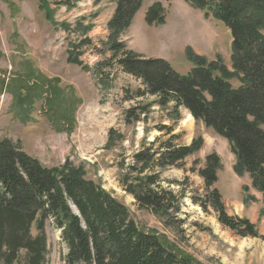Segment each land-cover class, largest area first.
<instances>
[{"label": "trees", "instance_id": "obj_1", "mask_svg": "<svg viewBox=\"0 0 264 264\" xmlns=\"http://www.w3.org/2000/svg\"><path fill=\"white\" fill-rule=\"evenodd\" d=\"M184 1L228 30L229 66L220 56L208 61L187 48L185 57L191 68L181 74L166 60L133 53L120 37L131 26L142 0H116L106 25L109 35L99 51L109 53L110 57L96 64L97 72L102 74L104 68L114 63L142 87L127 100L154 97L159 108L171 106L175 112L183 109L196 124L224 139L234 158L233 172L248 177L250 187L261 195L264 204V0ZM38 2L39 10L50 21V7L70 10L76 5L70 0ZM164 20L160 3L147 8V25L161 26ZM61 27L63 31L70 28L64 23ZM87 43L84 39L72 45L67 58L69 64L84 71L88 68L78 61V55L74 57V52ZM21 75L15 76L10 81L14 84H7V89L24 115L25 107L30 105V92L19 87L29 89L33 80L34 85L39 82L27 68L28 80ZM49 89L52 98H56L55 87L50 85ZM49 108L52 109L51 104ZM131 114L134 113L129 112L128 119L139 120V116ZM173 132L172 128L161 127V136L150 143L144 140L131 163L125 169L120 165L119 177L120 186L131 195L137 208L160 218L166 228L182 223L178 215L186 194L184 189L176 193L169 189L174 181L165 179L168 186L163 188L162 175L173 169L186 173L185 161L203 146L201 137L188 145L179 144V136ZM123 139L109 131L106 147ZM221 169L215 152L207 154L202 162H193L189 172L202 180L203 193H195L191 202L204 213L212 211L217 223L234 236L259 238L249 220L228 214L214 187ZM49 229L61 231V243L66 250L63 264H199L161 234L136 223L123 203L100 184L86 179L82 166L66 161L49 168L26 154L19 142L0 139V264H47Z\"/></svg>", "mask_w": 264, "mask_h": 264}, {"label": "rangeland", "instance_id": "obj_2", "mask_svg": "<svg viewBox=\"0 0 264 264\" xmlns=\"http://www.w3.org/2000/svg\"><path fill=\"white\" fill-rule=\"evenodd\" d=\"M70 1L76 4L70 10L50 7V21L39 10L38 0H0V139L19 142L26 154L49 168L66 161L82 166L86 179L100 184L123 203L136 223L161 234L199 264H264L262 197L250 187L247 176L233 172L234 158L227 142L196 124L183 109L175 112L171 106L159 108L156 99L148 96L127 100L136 89H142L140 82L122 73L114 63L102 74L96 69L97 63L110 57L99 51L109 35L106 25L116 0ZM153 3H160L164 9L161 26L144 22L145 12ZM62 23L70 27L69 31L62 30ZM86 27L91 28L85 31ZM84 39L89 43L75 50L74 57L78 55L87 71L67 62L72 45ZM120 39L133 53L166 60L181 74L191 67L185 57L187 48L208 61L220 56L229 66L231 38L227 29L184 0H142L131 26ZM25 68L39 83L35 86L33 80L29 89L19 87L30 92L27 102L32 103L21 115L22 108L8 92L7 84L13 85L10 81L18 74L26 78ZM50 85L55 87L56 98H52ZM129 112L139 120L128 119ZM161 127L172 128L173 134L179 136V144L188 145L197 137L203 140L201 150L185 161L186 173L173 169L162 175L163 188L168 186L166 181H174L173 185L179 186L170 185L169 189L174 193L184 189L186 194L178 215L182 223L172 228L164 227L162 220L149 211L139 210L119 184L120 165L125 169L131 163L144 140L150 143L161 136ZM109 131L124 139L106 147ZM211 152L221 160L222 169L214 187L228 214L249 220L259 238L234 236L217 223L212 211L204 213L191 202L195 193H203V182L189 169L194 161L202 162ZM47 242V264H63L65 247L59 232L49 229Z\"/></svg>", "mask_w": 264, "mask_h": 264}, {"label": "bare ground", "instance_id": "obj_3", "mask_svg": "<svg viewBox=\"0 0 264 264\" xmlns=\"http://www.w3.org/2000/svg\"><path fill=\"white\" fill-rule=\"evenodd\" d=\"M199 38L201 39V38H202V36H200V35H199ZM206 42H207V40H206ZM188 118H191V116H190V115H188Z\"/></svg>", "mask_w": 264, "mask_h": 264}]
</instances>
